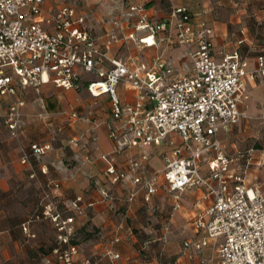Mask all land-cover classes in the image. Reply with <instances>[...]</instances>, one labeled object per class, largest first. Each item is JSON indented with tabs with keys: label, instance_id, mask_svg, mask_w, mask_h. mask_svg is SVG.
Returning <instances> with one entry per match:
<instances>
[{
	"label": "crops",
	"instance_id": "obj_1",
	"mask_svg": "<svg viewBox=\"0 0 264 264\" xmlns=\"http://www.w3.org/2000/svg\"><path fill=\"white\" fill-rule=\"evenodd\" d=\"M63 2L85 15L89 33L106 53L104 68L113 59H132L133 68L141 67L139 72L144 73L159 58L169 64L172 75L192 71L190 53L195 45L189 42L179 47L173 29L157 33L138 29V15H127L130 6H142L152 24L166 20L173 7L185 6L194 22L204 21L213 28L215 59L238 51L252 70L256 56L264 54V0H46L44 18ZM145 37L149 44L140 42ZM244 88L248 99L240 108L245 109L246 117L217 137L228 155L251 157L244 184L264 195V143H256L264 139V79L246 77ZM116 92L122 103L133 102L138 94L124 83ZM23 97L26 126L18 137H12L4 123L9 98L0 96V264H44L46 260L61 264L53 254L57 231L45 213L47 206L51 213L73 217V242L79 246V256L90 258L92 264H215L220 238L198 251L193 247L182 250L185 240L197 237L195 217L210 201L202 198V188H193L183 191L179 207H173V194L161 171L164 153L180 143L176 133L159 146L144 148L148 160L142 175L158 174V189L145 200L141 185L112 183L106 174L105 157L113 151L108 136L109 95L92 97L85 88L63 89L44 82L38 88L26 87ZM70 111L90 120L67 123L63 113ZM33 143L49 147L23 162ZM138 154V149L125 151L116 158L115 166L125 168L127 159ZM242 163L243 159L236 168ZM201 169L207 172L206 158ZM101 189L113 201L106 200ZM77 197L81 200L74 207Z\"/></svg>",
	"mask_w": 264,
	"mask_h": 264
},
{
	"label": "built area",
	"instance_id": "obj_2",
	"mask_svg": "<svg viewBox=\"0 0 264 264\" xmlns=\"http://www.w3.org/2000/svg\"><path fill=\"white\" fill-rule=\"evenodd\" d=\"M45 1L0 0V96L9 98L4 123L10 135L18 137L26 126L22 113L26 87L38 88L50 82L63 89L85 88L92 97L109 95L112 107L108 136L113 151L105 157V171L110 181L141 185L145 200H149L158 189V174L142 175L148 160L144 148L159 146L169 134L176 133L180 143L171 142L174 146L164 153L161 171L173 194V207H179L183 191L193 188H202V198L210 201L195 217L197 237L185 240L182 250L193 247L198 251L210 240L220 238L215 264H264V195L244 184L251 157L228 155L217 137L246 117L245 109L240 108L248 99L244 79H264V54L256 56L252 70L247 69L238 51L215 59L213 28L204 21L194 22L185 6L173 7L168 18L156 24L149 22L142 6H130L127 15H138V29L151 33L173 29L171 34L179 47L189 42L195 45L190 53L192 71L172 75L169 64L159 58L144 73L139 72L141 67L133 68L132 59H113L110 67L104 68L106 53L89 33L85 15L75 5L63 2L45 19ZM140 42L149 44L146 37ZM89 74L94 76L84 77ZM120 83L137 90L133 102L120 101L116 92ZM63 114L67 123L90 120L76 111ZM48 147L31 144L22 161L42 155ZM131 149H138L139 154L129 157L125 168H117L116 158ZM205 158L207 172L201 169ZM241 159L242 165L236 168ZM101 193L113 201L105 189ZM80 200L76 198L74 207ZM45 213L57 231L53 249L56 259L61 264H92L90 258L79 256V246L73 242V217L51 213L48 206Z\"/></svg>",
	"mask_w": 264,
	"mask_h": 264
},
{
	"label": "rangeland",
	"instance_id": "obj_3",
	"mask_svg": "<svg viewBox=\"0 0 264 264\" xmlns=\"http://www.w3.org/2000/svg\"><path fill=\"white\" fill-rule=\"evenodd\" d=\"M258 141V142H257ZM260 141V142H259ZM256 143L258 144V143H260V145H261V143H264V139H262V140H256ZM29 263H31V264H38V262L37 261H29ZM12 264V263H11Z\"/></svg>",
	"mask_w": 264,
	"mask_h": 264
},
{
	"label": "bare ground",
	"instance_id": "obj_4",
	"mask_svg": "<svg viewBox=\"0 0 264 264\" xmlns=\"http://www.w3.org/2000/svg\"><path fill=\"white\" fill-rule=\"evenodd\" d=\"M149 41V40H148Z\"/></svg>",
	"mask_w": 264,
	"mask_h": 264
}]
</instances>
